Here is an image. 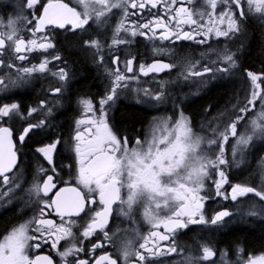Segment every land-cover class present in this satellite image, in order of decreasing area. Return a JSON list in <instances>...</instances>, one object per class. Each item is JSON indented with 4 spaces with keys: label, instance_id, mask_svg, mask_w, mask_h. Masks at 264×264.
<instances>
[{
    "label": "snow or ice",
    "instance_id": "snow-or-ice-1",
    "mask_svg": "<svg viewBox=\"0 0 264 264\" xmlns=\"http://www.w3.org/2000/svg\"><path fill=\"white\" fill-rule=\"evenodd\" d=\"M177 2L178 0H76L80 7L78 11L77 7H71L63 0H48L46 6H42L43 12L39 17L33 15L32 19L22 16L10 18L4 26L7 30L0 31V68L5 69L4 74L0 75V94L11 91L18 82L30 78L33 73L49 72L48 65L54 60L61 59L59 55L51 58L44 56L38 64L29 67L10 62L11 59L24 62L29 59L28 53L36 51L46 53L49 49L55 48L50 35L46 32L49 26L60 29L70 26L69 30H83L90 25V21L102 26V22H107L109 14L117 9L120 10L121 18L113 30L109 48L129 42L121 37L122 32L129 37L140 35L173 43L182 40L204 45L208 43L210 37L231 39L240 31V24L248 15L259 13L261 18H264V0H201V6L205 10L196 12L190 7L183 6L184 0H180V7H175ZM38 3L39 0H24L29 12ZM187 3L190 5L193 0H187ZM149 6L152 9L159 6L163 12L142 24L129 22V9L138 10L133 11L132 15H142ZM218 6H222L219 11ZM20 20H24L27 25L28 39L24 38L18 28ZM185 25L189 30L184 29ZM145 29L148 31H144ZM197 37L203 39L198 40ZM85 44L98 52L103 48L99 40H88ZM6 51L12 53V56L7 58L8 62L2 58ZM156 51L157 54H161L166 50ZM218 58L226 66L221 67L216 65V61H212L215 67L204 64L198 69V61L193 62L185 58L181 75L188 80L207 74L227 73L230 68L235 67L234 54L229 53L227 48L218 53ZM98 59L103 62L102 55ZM134 63V57L124 61L127 73L133 72ZM112 64L115 66L110 74L113 79L108 93L98 101L99 108L90 99L79 101L84 113L91 114L87 119L77 121L78 126L86 127L83 131H77L75 137L77 141L75 152L79 158L77 180L87 193L81 191L79 187H66L60 188L54 194V199L45 200L44 197L56 188V183L53 175H46L45 169H39L44 178L40 182H34L29 189V195L35 199V214L13 226L8 234L0 238V264H54L48 255H37L34 258L29 256V250L39 249L42 244H48L56 251L61 264H89V260L80 258V253L84 251V241L89 240L98 231L103 234L104 239L93 243L89 254L112 242V237L105 229L109 223L112 205L117 201L126 205L128 210H131L134 204L142 203L147 223L154 229L163 226L165 233H168L152 231L149 236L142 238L143 242L139 243L138 248H134L131 239L122 241L118 249L122 260L129 264V258L135 257L134 264H162V261L153 258L177 252L175 240L169 234L174 235L177 229L187 228L190 224H217L232 214L228 210H223L217 212L210 220L205 219L202 213L205 198L200 192L204 187L205 178L211 179L209 169H216L220 178L214 182L216 195H223L225 199L236 201L240 197L254 194L260 201H264V169L261 171V183L258 186L235 184L231 187L230 194L220 191L227 183L225 172L220 170V166L228 164L224 145L229 138H236V146L232 149V156L235 158L237 149L242 150L246 147L253 136L264 137V86H262L264 73L256 74L251 71L246 73L250 80V89L245 103L236 109L239 115L226 123L222 131L211 129L216 133L215 138L205 141L204 137L195 135L188 119L181 114L172 127H169L167 120L154 121L151 139L141 143L136 138L135 147L129 149L127 137H124L122 142L110 128L105 106L114 100L118 90L128 88L129 80L138 77H129L121 72L119 56L112 57ZM174 67H176L174 63L153 61L147 66L139 65V71L148 76L149 73H160ZM10 70L15 71V79H12ZM51 75L61 82L68 78L67 71L63 68L52 72ZM51 91L54 95L59 94L62 88L56 87ZM143 94L157 102L164 97L162 88L156 92L144 89ZM257 100L260 101L261 108L255 118L247 122L249 128L246 131H250L251 134L238 136L237 125L245 120L249 111L255 109ZM40 111H47L50 114L51 109H45V102L42 101L39 107L29 109L27 115L31 116ZM13 116L24 118L18 103L0 104V121ZM43 124L44 121L39 120L35 125L29 124L21 129L19 142L21 144L24 142L33 127H41ZM12 136L13 131L10 127L0 126V201L10 199L20 188L16 144ZM218 141L219 150L215 159H212L202 150V145L205 143L214 145ZM55 148L56 143H53L36 151L51 165V153ZM122 189L126 190V199L121 198ZM91 193L98 195L99 204L102 205L100 210L93 207L97 200L91 197ZM48 210L55 213L58 221L48 218L50 216ZM161 211L165 213L164 216L160 215ZM249 214L256 213L251 211ZM84 217H87V220L81 227L76 218ZM73 228L79 229V237L73 232ZM169 240L171 243L166 248H161L157 243ZM61 241L68 242L63 250L59 247ZM237 252L242 253L243 249H237ZM202 253L203 260L216 255L208 246L202 247ZM221 256L223 258L224 254ZM187 259L188 264H193L191 257ZM92 264L118 262L109 254H101L92 261ZM240 264H264V255L249 256L246 260H241Z\"/></svg>",
    "mask_w": 264,
    "mask_h": 264
},
{
    "label": "flooded vegetation",
    "instance_id": "flooded-vegetation-1",
    "mask_svg": "<svg viewBox=\"0 0 264 264\" xmlns=\"http://www.w3.org/2000/svg\"><path fill=\"white\" fill-rule=\"evenodd\" d=\"M63 2L68 3L71 7H77L78 11L80 10V7L76 4V0H63ZM47 3L48 0H39V3L29 12L24 5V0H0V31L7 30L4 26L7 25L8 22L6 21H9L10 18L15 19L17 16H22L32 19L33 15L39 17L43 12L42 6H46ZM180 6L181 2L178 0L175 7L178 8ZM183 6L190 7L194 12L205 10L201 6V0H193V3L190 5L187 3V0H184ZM220 7L222 6H218L217 11L220 10ZM133 11L138 10L129 9V22L142 24L151 20L154 16H159L163 12V9L159 6L152 9L149 6V8L143 11L142 15H132ZM120 18V10L114 9L113 13L107 17V22H102V26L93 21H90V25L86 26L83 30H69L70 26H66L64 29L49 26L46 32L50 35L55 48L49 49L46 53L40 51L28 53L29 59L24 62L11 59L10 62L18 66L29 67L32 64H38L44 56L51 58L54 55H59L61 58L60 60L52 61L48 65L49 72L33 73L30 78L18 82V85L12 88L11 91L0 94V104L18 103L20 112L24 116L23 119L13 116L12 118H5L4 121H0V126L10 127L13 131L12 139L16 144L18 158L17 177L20 183V188L11 195L10 199L0 201V238L8 234L13 226L24 222L35 214V199L29 195V189L34 182H40L44 178L39 173V169H45L46 175H53L54 183H56V188H53L48 196L44 197L45 200L54 199V194L60 188L66 187H79L81 191L87 193V190L82 185H79L77 180L79 158L75 152V145L77 143L75 137L77 131H83L86 127V125L78 126L77 121L87 119L91 114L86 115L84 113L83 106L79 101L90 99L99 108L98 101L108 93L113 79L110 75L115 67L112 64L113 56L120 57L119 66L121 72H124L129 77H138V79L129 80L128 88L118 90L114 100L105 106L107 112L106 118L110 128L122 142L123 138L127 137L128 148L130 149L135 147L134 141L136 138L141 143L145 142L148 134L151 132L154 121L161 119V117H171L172 115L178 117L182 114L183 103L179 98L173 100V107L167 109L164 108L166 102L164 97L161 101L157 102L149 98L138 97L136 93L143 94L144 89L156 92L161 88L164 92L167 87H170V83L178 82L180 84L181 62L185 58H190L193 62L198 61V69L204 64H208L209 67H215L216 65L223 67V62L218 59V53L227 48L228 52H232L239 62V65L236 66L227 78H216L217 80L209 81L202 87L203 91L211 89L218 84L230 88V97L227 98V101L211 113L207 107L205 119L201 118L196 127L193 125L191 115L184 113L189 119L194 132L206 135L211 139L216 136V133L211 131L216 124L215 122H219L220 124V122L225 121V123H228L236 115H239L236 109L244 105L250 89V80L246 73L249 71L256 74L264 73V18H261L259 13L248 15L240 24V31L233 35L231 39L210 37L207 44L201 45L195 41L181 40L173 43L160 39H149L140 35L129 37L122 32L120 34L121 37L127 39L129 42L118 47L109 48L108 44L112 38L113 30ZM165 18L167 19V17ZM26 27L27 25L24 20H20L18 28L24 38L28 39ZM184 29L187 31L189 27L185 25ZM144 31L148 30L145 29ZM150 35L151 33H149ZM257 36L260 43L259 54L263 59L260 58L257 61L258 63L253 67L245 66L244 56L250 53L248 49L252 48L253 41ZM197 39H203V37H197ZM88 40H99L103 48L98 52L96 49L85 44V41ZM157 49H164L166 51L157 54ZM103 52L106 53L104 54ZM100 55L103 56V62H100L98 59ZM11 56L12 53L6 51L2 58H5L6 62H8L7 58ZM133 57L135 58L133 72L127 73L124 68V61ZM153 61L174 63L176 67L160 73H149L148 76L140 73L139 65L143 64L147 66ZM212 61H216V65H213ZM87 62H89L91 67L90 72L93 74V78L90 77L88 80H86L87 75L85 73V64ZM61 68L65 69L68 74L67 80L63 82L51 75L52 72H56ZM10 71L12 72V79H15V71ZM4 72L5 69L0 68V75H3ZM203 77H193L191 79L198 80L203 79ZM93 80L95 81L93 82ZM87 84L89 85L88 87ZM56 87H61L62 92L54 95L51 90ZM190 100L192 102L194 97L190 98ZM42 101L45 102V109H51L50 114L47 111H40L28 116L29 109L39 107ZM260 108V101L257 100L255 109L249 111L245 116V120L237 125L239 132L246 129L245 125H248V120L250 117L255 118ZM133 110L140 115L141 119L135 116L137 120L135 124H129L130 121H126V124L124 121L121 122L120 118L129 112L132 113ZM97 116H99L98 112ZM39 120L44 121L43 126L33 127L32 131L29 132L21 144L18 140L21 129L27 127L29 124L35 125ZM248 128L249 125L247 126ZM222 130L223 128L217 132ZM237 135L239 136L238 131ZM229 139L234 140L236 138L231 137ZM53 143H56V148L51 153L52 164L50 165L46 158L38 153L36 149ZM211 147L214 151H218L219 141L217 144L211 145ZM233 147V144L228 145L226 150L232 152ZM245 148H247L245 151L249 154L255 153V176L253 181L241 180L237 184L256 187L261 183V171L264 169V137L253 136V140ZM53 168L55 171H53ZM9 175L11 176V174ZM225 191L226 188L222 193L226 194L227 192ZM90 195L97 200V204L93 207L95 210H100L102 205L99 204L98 195L96 193H91ZM126 195V190L122 189L121 198L126 199ZM221 196L206 195L202 213L206 220H210L218 211L227 208L232 213L228 218L223 219L217 224H190L187 228L177 229L174 235L169 234L175 240L177 252L159 258L154 257L153 259L162 261V264H188V257L192 258L193 264H240L241 260H246L249 256L258 257L264 254L261 247H249L244 241L235 240V234L243 226L240 223L228 225L225 224V221L233 216V212L239 214L241 210L237 211L235 209L237 205L236 201H232L230 198L225 199L223 195ZM241 201L238 206L240 209L242 203L249 206L250 203L256 204L260 202V205L255 210L259 214L264 213V204H261L264 201H260L255 195L247 196ZM48 211L50 212L48 218L58 221L59 218L55 213L51 212V210ZM160 215L164 216L165 213L161 211ZM76 219L82 227L87 217ZM105 230L112 237V242L106 247L96 249L95 253L89 254V249L93 243L104 239L103 234L98 231L89 240L84 241V251L80 253V258L89 260V264H92V261L101 254H109L112 258L117 259L118 264H125L118 251L122 241L131 239L133 240L134 248H138L139 243L143 242L142 238L149 236L150 232L165 233L163 226L154 229L147 223L144 218V206L142 203H136L132 206L131 210H128L127 206L122 205L120 201L114 203L109 223ZM73 232L79 237L78 228H73ZM67 243V241H61L60 250H63L67 246ZM157 243L161 248H166L171 243V240L157 241ZM203 246L210 247L216 255L203 260L201 258L203 256ZM237 249H243V252L238 253ZM222 253L224 254L223 258L221 256ZM37 255L51 256L54 264H61L60 257L48 244H42L39 249L29 250L30 257L34 258ZM69 260H71V257H69ZM134 262L135 257H130L129 264H134Z\"/></svg>",
    "mask_w": 264,
    "mask_h": 264
},
{
    "label": "rangeland",
    "instance_id": "rangeland-1",
    "mask_svg": "<svg viewBox=\"0 0 264 264\" xmlns=\"http://www.w3.org/2000/svg\"><path fill=\"white\" fill-rule=\"evenodd\" d=\"M12 19H14V18H12ZM6 22H8V21H6ZM103 53L105 54L106 52H103ZM187 59H190V58H187ZM184 60H182V62H181L182 65L184 63ZM234 60H235V67L230 68L226 74L205 75V77H203V79L201 78L198 80L197 79L196 80H193V79L185 80L183 78V76L181 75L180 84L178 82L170 83L169 84L170 87H167V89H165L164 98L166 99V102H165L164 108L168 109L170 107H173V104H172L173 100H175L176 98H179L182 100V103H183V111L181 113L184 117H186L184 115V113H186L185 104L190 103V101H191L190 98L195 97L196 95L200 94L203 91L202 87H204V85L206 83H208L209 81L210 82L215 81V80H217L216 78H218V79L219 78H227L232 73V71H234L236 66L239 65V62L235 56H234ZM220 61H222V60H220ZM224 66H226V65H224ZM136 94L138 95V97H142L145 99L147 98L146 96H144L141 93H136ZM179 117L180 116L177 117L174 115H172L171 117L165 116L164 118L161 117V119H159L157 121L167 120L169 122V127H172L175 124V122L178 121ZM251 118H253V117H250V119ZM188 122H189V126L191 127V123H190L189 119H188ZM215 123L216 124H215L214 128H216V130L218 131V130H221L222 128H224V126L227 122L225 123V121H222V122H220V124H219V122H215ZM247 126L248 125H245L246 129H247ZM153 127H154V123L151 127V132L148 134V137L146 138V140L151 139V133H152ZM191 129H192V127H191ZM246 129L242 132H239V130L237 129L239 136L251 134L250 131L246 132ZM192 132L195 135H199L201 137H204L205 141H207L208 139H211L210 137H207L206 135L194 132V129H192ZM252 140H253V138H252ZM231 144H233V146L235 147L236 146V139H234V140L229 139L228 142L224 145L225 158L228 160V164L220 166V170H223L225 172V176L227 177V183H225L223 185V187L221 188L220 191L222 192L226 188V191H225V192H227L226 194H229L231 191V187L233 185L237 184V183H230V180L228 179L229 174L234 172V175L236 177L239 176L240 174H242L245 171L246 165L251 160V158L248 159V157H247V154H249V153L247 151H245L247 149L245 147H243L242 150L241 149L237 150L236 156L234 158L232 156V152H228L226 150L228 145H231ZM248 145L246 147H248ZM202 150L205 151L206 154L212 159H215V155L218 152V151H214V149L211 147V145H207L206 143L204 145H202ZM251 169L254 170V168H251ZM209 173H210L211 179L205 178L204 187L201 190L200 195L204 198H206L205 196L209 195V194H212L216 197H222L221 195L220 196L216 195V189H215V185H214V182L220 179L219 176L217 175V170L216 169H209ZM254 176H255V174H253L252 177L250 178L251 181L254 180ZM250 195H254V194H249L248 196H250ZM245 197H247V196H245ZM245 197H240L235 202L237 204L235 209L237 211L241 210V212L239 214H237V212H233V216L230 217L229 219H227L225 221V224H228V225H236L239 223L240 224H246L247 221L245 219L248 220V219L252 218L253 216L258 217V218H262L264 216V213L259 214L255 210L260 205V202L256 203V204L250 203L249 206H247L245 203H242L241 209H240V207H238V206L242 202L241 200H243V198H245ZM203 202H204V200H203ZM261 204H264V203H261ZM251 211H254L256 214H249ZM262 255H264V254H262Z\"/></svg>",
    "mask_w": 264,
    "mask_h": 264
},
{
    "label": "trees",
    "instance_id": "trees-1",
    "mask_svg": "<svg viewBox=\"0 0 264 264\" xmlns=\"http://www.w3.org/2000/svg\"><path fill=\"white\" fill-rule=\"evenodd\" d=\"M252 32V30H251ZM250 40V39H249ZM259 38L258 36L255 38L252 44V48L248 49L250 53H247L244 56V65L245 66H255L258 62V60L262 58V56L259 54ZM252 49V50H251ZM88 61V60H87ZM90 65L89 62L85 64V73L87 75L86 80L88 78L92 77L93 74L90 72ZM95 80H93L94 82ZM89 85L87 84V87ZM230 88H226L224 85H215L211 89L202 91L200 94H198L196 97H194V100L190 103L185 104V111L187 114L191 115L193 125L196 127L199 123V120L201 118L205 119L207 115L206 108L208 107L209 112H213L215 109L219 108L222 103L227 101V98L230 97ZM136 117L140 118V115L136 113V111L133 110V112H129L124 117H121V122L130 121L129 124H135ZM249 155L247 154V157L249 159ZM252 157H255V153L252 154ZM246 157V158H247ZM250 170L246 169V171L243 172L244 175H248V172ZM253 175V174H252ZM239 177H236L234 175V172L229 174L228 179L230 180V183H238L241 182V180L238 179ZM252 184V183H249ZM247 221L246 224H240L243 226L240 228L241 230L235 234V240H242L245 242V244L249 247L254 248H263L262 251H264V218H254V216L250 219H245ZM234 235V234H233ZM232 236V235H230ZM234 240V239H233Z\"/></svg>",
    "mask_w": 264,
    "mask_h": 264
},
{
    "label": "bare ground",
    "instance_id": "bare-ground-1",
    "mask_svg": "<svg viewBox=\"0 0 264 264\" xmlns=\"http://www.w3.org/2000/svg\"><path fill=\"white\" fill-rule=\"evenodd\" d=\"M253 155L251 154L250 156H249V158H251V160L248 162V164L246 165V168H245V171H246V169H249L250 171L248 172V175H242V174H240L239 176H237V177H239L238 179L239 180H250V178L252 177V174H255V168H254V159H255V157H252ZM251 168H254V170H252ZM235 171V170H234Z\"/></svg>",
    "mask_w": 264,
    "mask_h": 264
},
{
    "label": "water",
    "instance_id": "water-1",
    "mask_svg": "<svg viewBox=\"0 0 264 264\" xmlns=\"http://www.w3.org/2000/svg\"><path fill=\"white\" fill-rule=\"evenodd\" d=\"M114 205V204H113ZM113 205H112V208H113ZM223 210H228L229 212H230V210L229 209H227V208H224V209H222V210H220V211H223ZM219 212V211H218ZM111 216V215H110ZM229 216H227V217H224V219H226V218H228ZM110 218V217H109Z\"/></svg>",
    "mask_w": 264,
    "mask_h": 264
}]
</instances>
